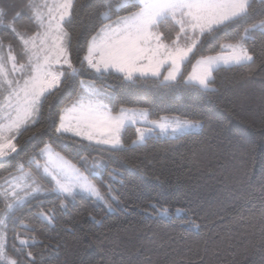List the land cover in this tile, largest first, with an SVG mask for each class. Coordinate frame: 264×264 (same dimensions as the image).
Returning <instances> with one entry per match:
<instances>
[{
  "label": "snow or ice",
  "instance_id": "obj_1",
  "mask_svg": "<svg viewBox=\"0 0 264 264\" xmlns=\"http://www.w3.org/2000/svg\"><path fill=\"white\" fill-rule=\"evenodd\" d=\"M258 69L264 0H0V264H53L68 237L91 233L77 226L85 213L94 227L139 209L141 224L202 235L204 251L221 230L232 255L247 252L232 241L249 227L264 241V168L253 180L243 167L231 200L193 189L169 201L150 150L163 144L161 162L189 161L183 141L205 132L202 111L157 110L150 97L210 99L219 73ZM259 107L264 118V91ZM211 138L233 155L256 150L224 125ZM179 200L190 206L174 208ZM100 248L80 264H117L115 249Z\"/></svg>",
  "mask_w": 264,
  "mask_h": 264
},
{
  "label": "trees",
  "instance_id": "obj_2",
  "mask_svg": "<svg viewBox=\"0 0 264 264\" xmlns=\"http://www.w3.org/2000/svg\"><path fill=\"white\" fill-rule=\"evenodd\" d=\"M217 86L220 88L219 92L210 99L179 95L149 98V102L157 110L197 114L202 111L205 115V132L183 141L184 147L180 148V152L190 158L189 161L182 162L177 157L175 162H161L162 153L159 150L165 145L157 144L154 149H150L157 153V169H162L167 177L165 188L169 192V201H172L175 192H191L193 189L207 193L209 197L219 193L225 201L231 200L241 194L237 181L243 167L247 166L253 180L264 168V118L259 107L264 91V69H258L251 76L246 73L234 75L233 72H221L217 75ZM127 99L133 102L136 97L129 96ZM219 125L225 126L229 139L234 134L242 136L252 142L256 150L251 154H245L244 149L233 150V155L219 147V141L211 138V129L218 128ZM152 195L149 191L142 192L137 202L146 201ZM182 205L190 206L184 200L173 202L174 208ZM96 211L97 218H100L103 213L99 209ZM75 219L79 221L78 227L85 230L91 228L92 231L79 243L68 237L67 247L53 264L98 261L101 244L110 253L115 249L113 259L117 264L121 258L125 259L126 264H170L174 259H183L189 264H260L261 253L264 252V241L253 233L251 227L246 236L232 241L233 245L241 249L247 246V252L232 255L236 248L227 247L228 242L222 230L215 240L209 241L208 249L204 251L202 235L191 231L181 238L179 233L182 230L167 221L150 220L141 224L139 209L110 215L102 225L94 227L88 221L86 213ZM204 231L206 229H201V233ZM236 231L242 232L244 229L237 226Z\"/></svg>",
  "mask_w": 264,
  "mask_h": 264
}]
</instances>
